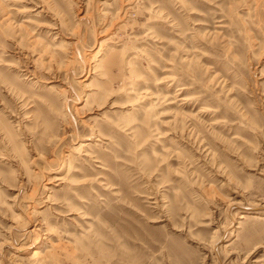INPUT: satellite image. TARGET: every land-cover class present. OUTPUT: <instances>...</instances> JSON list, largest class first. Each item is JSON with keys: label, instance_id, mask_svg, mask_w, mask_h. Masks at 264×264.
<instances>
[{"label": "rangeland", "instance_id": "obj_1", "mask_svg": "<svg viewBox=\"0 0 264 264\" xmlns=\"http://www.w3.org/2000/svg\"><path fill=\"white\" fill-rule=\"evenodd\" d=\"M0 264H264V0H0Z\"/></svg>", "mask_w": 264, "mask_h": 264}]
</instances>
